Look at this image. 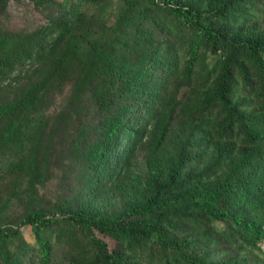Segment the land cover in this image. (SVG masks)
Returning a JSON list of instances; mask_svg holds the SVG:
<instances>
[{
	"label": "trees",
	"instance_id": "16d2710c",
	"mask_svg": "<svg viewBox=\"0 0 264 264\" xmlns=\"http://www.w3.org/2000/svg\"><path fill=\"white\" fill-rule=\"evenodd\" d=\"M127 1L131 9L112 25L75 30L51 21L47 27L56 37V54L45 82L62 78L73 65L80 71L71 96V121L80 126L70 150L78 170L71 188L98 193L115 183L149 124L160 120L179 77L202 96L192 120L229 139L232 148L242 143L245 153L209 190L170 181L117 216L34 209L25 221L37 247H23L19 231L0 228V264H55L53 238L83 255V262L71 264H264V38L245 34L264 19V0H210L206 8ZM43 87L19 103L22 114L44 108ZM44 117L35 125L36 137L14 132L18 119L0 129L3 168L19 166L33 187L49 180L54 150L57 127ZM231 151L198 176L216 177L232 161ZM8 153L13 156L5 160Z\"/></svg>",
	"mask_w": 264,
	"mask_h": 264
},
{
	"label": "rangeland",
	"instance_id": "374dc122",
	"mask_svg": "<svg viewBox=\"0 0 264 264\" xmlns=\"http://www.w3.org/2000/svg\"><path fill=\"white\" fill-rule=\"evenodd\" d=\"M176 1L190 2L201 8H206L210 2ZM129 9L131 4L127 0H7L0 8V129L9 124L10 118L11 124L18 119L14 132L22 136L27 131L31 137H36L38 128H34L43 115L44 122L50 121L57 127L50 167H47V182L39 181L33 187L30 176L24 175L19 166L11 165L5 169L7 161L0 158V228L7 232L19 231L25 248L37 247L33 228L25 221L26 215L34 209L60 207L90 216H117L128 207L140 204L150 193L170 181L188 190H209L223 182L233 162L240 160L245 153L242 143H236L232 148L229 139H221L197 120H192L190 111L200 104L202 96L192 87L185 86L183 77H179L170 93L171 98L168 102L164 100L160 120L149 124L147 134L137 144L132 159L122 165L115 183L98 193L71 188L76 183L78 170L71 166L74 162L70 150L80 132L78 123L71 121V96L80 71L77 65H73L65 68L67 72L62 78L45 82L56 54V37L47 27L51 21L62 22L75 30L85 26L92 28L101 22L112 25ZM251 27H246L245 34L251 32L255 37L264 38V19ZM241 35H244L243 31ZM39 84L44 86L41 91L44 108L38 107L36 100V110L22 114L19 103ZM230 150L232 161L216 177L207 181L198 176ZM5 156L4 159L8 160L13 155L8 153ZM180 164L181 168L178 167ZM52 241L55 242V264L84 261L81 253L73 254L70 248L60 247L55 238ZM81 243L83 240L79 241ZM261 247L264 248V243ZM24 264L36 263L30 259Z\"/></svg>",
	"mask_w": 264,
	"mask_h": 264
}]
</instances>
